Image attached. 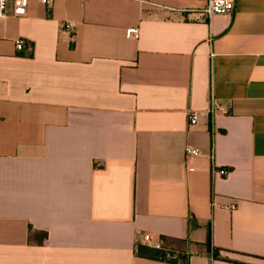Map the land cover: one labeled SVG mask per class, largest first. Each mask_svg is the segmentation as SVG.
Instances as JSON below:
<instances>
[{"label": "crops", "instance_id": "crops-1", "mask_svg": "<svg viewBox=\"0 0 264 264\" xmlns=\"http://www.w3.org/2000/svg\"><path fill=\"white\" fill-rule=\"evenodd\" d=\"M207 2L0 18V264H264V0Z\"/></svg>", "mask_w": 264, "mask_h": 264}, {"label": "built area", "instance_id": "built-area-1", "mask_svg": "<svg viewBox=\"0 0 264 264\" xmlns=\"http://www.w3.org/2000/svg\"><path fill=\"white\" fill-rule=\"evenodd\" d=\"M44 6H50L53 0H36ZM30 0H0V18L5 17L11 10L14 15H23L29 5ZM236 0H208L207 7L204 11L205 16L212 17L215 15H228L234 11ZM126 36L132 39H138L140 36L139 29L137 27H130L126 31ZM24 41L22 39L18 40L16 46L19 50L22 49ZM213 106L217 107L216 101H213ZM198 122V114L194 111L188 114V125L193 126ZM200 154L199 150L195 147L187 145L185 147L186 157H194ZM219 174L222 176H227L229 170L227 168H222L219 170ZM144 241L148 246L151 245V237L148 234L144 235Z\"/></svg>", "mask_w": 264, "mask_h": 264}, {"label": "trees", "instance_id": "trees-1", "mask_svg": "<svg viewBox=\"0 0 264 264\" xmlns=\"http://www.w3.org/2000/svg\"><path fill=\"white\" fill-rule=\"evenodd\" d=\"M71 46H74V44L72 43ZM44 237H46L45 233H44ZM136 254L143 258L160 260V261H165V262H170V263H179V259L181 258L185 259V256L181 255L180 253L177 254L175 251L162 247V246L152 247L148 245H138L136 248ZM213 257L219 260L231 261L230 259L223 257L219 249H214ZM182 263L188 264L187 261H184Z\"/></svg>", "mask_w": 264, "mask_h": 264}]
</instances>
